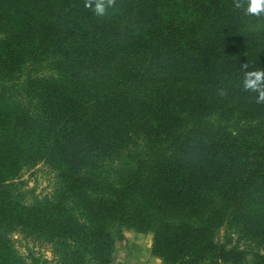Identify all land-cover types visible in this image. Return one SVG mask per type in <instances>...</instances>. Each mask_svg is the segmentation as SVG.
Returning <instances> with one entry per match:
<instances>
[{"label": "trees", "instance_id": "trees-1", "mask_svg": "<svg viewBox=\"0 0 264 264\" xmlns=\"http://www.w3.org/2000/svg\"><path fill=\"white\" fill-rule=\"evenodd\" d=\"M86 2L0 0V264H41L15 233L57 264H111L123 228L163 264H264V102L243 88L264 15ZM39 164L56 193L27 202L17 181Z\"/></svg>", "mask_w": 264, "mask_h": 264}, {"label": "rangeland", "instance_id": "rangeland-1", "mask_svg": "<svg viewBox=\"0 0 264 264\" xmlns=\"http://www.w3.org/2000/svg\"><path fill=\"white\" fill-rule=\"evenodd\" d=\"M214 121V120H212ZM18 193H21L25 201L32 202L44 197H54L58 184L56 174L46 165L26 169L20 176ZM16 251L31 262V259H39L42 264H57L51 247L42 243H35L20 233L12 235ZM152 235L139 233L131 229H121V237L115 242L112 252L111 264H158L157 259L151 254ZM163 264V263H162Z\"/></svg>", "mask_w": 264, "mask_h": 264}, {"label": "clouds", "instance_id": "clouds-1", "mask_svg": "<svg viewBox=\"0 0 264 264\" xmlns=\"http://www.w3.org/2000/svg\"><path fill=\"white\" fill-rule=\"evenodd\" d=\"M94 4V7H93ZM115 0H87L85 7L92 9L98 17H105L109 10L113 9ZM237 9L241 8L240 3H236ZM245 15L261 16L264 15V0H247V7L244 9ZM243 88L245 91L258 93L257 103L264 102V70L249 71L244 74ZM162 264V261H158Z\"/></svg>", "mask_w": 264, "mask_h": 264}, {"label": "crops", "instance_id": "crops-1", "mask_svg": "<svg viewBox=\"0 0 264 264\" xmlns=\"http://www.w3.org/2000/svg\"><path fill=\"white\" fill-rule=\"evenodd\" d=\"M151 260H154V261L156 260V261H158V259H151Z\"/></svg>", "mask_w": 264, "mask_h": 264}]
</instances>
